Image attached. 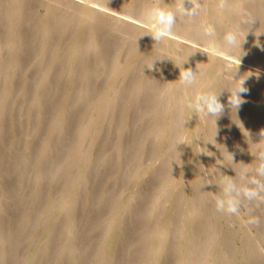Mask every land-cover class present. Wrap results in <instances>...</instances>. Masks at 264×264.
I'll return each mask as SVG.
<instances>
[{"label":"bare ground","instance_id":"1","mask_svg":"<svg viewBox=\"0 0 264 264\" xmlns=\"http://www.w3.org/2000/svg\"><path fill=\"white\" fill-rule=\"evenodd\" d=\"M198 2L203 9L199 19L214 26V36L201 35L198 18L177 13L173 31L157 43L145 32L152 27L147 14L157 5L174 9L176 0H146L147 22L134 15L138 0H0V166L20 159L11 171L0 170V225L10 224L5 242L0 244V264H10L8 259L17 248L27 251L15 264H141V259L147 264H264V254L229 248L226 237L230 231L235 234L236 219L227 220V228L222 230L223 217L228 214L218 212L210 202L211 194L206 193L214 180L216 195L224 197L223 181L230 180L234 185L231 195L249 209L255 204L243 197L242 189L255 187L250 183L253 178L264 183L257 169L264 140L247 137V132L253 135L264 129V56L252 52L256 35L247 33L252 46L241 58L256 61L241 59L238 68L237 75H250L245 78L247 92L242 94L245 102L236 110L245 125L235 131L231 122L235 111L229 106L227 89L238 83L231 74L240 50L229 53L221 47L226 46L224 33L240 23V11L264 15V0H229L224 9L218 7L220 0ZM184 7L191 9V0H184ZM37 9H43V14ZM251 30L258 31L256 27ZM63 39L82 47L68 50L65 59L59 60ZM36 42L40 44L33 53ZM258 44L264 46V36ZM188 55L184 67L197 71L202 88L221 89L224 111L216 120L215 140L213 118L201 120L186 107L193 91L180 85L174 63ZM136 63L140 64L136 69L140 84H123L121 77ZM36 66L37 73L27 75ZM164 78L169 87L176 88L173 94L177 98L171 105V91L166 87L160 94L156 89ZM20 95L28 99H20L14 107ZM182 110L184 116L191 115L185 125ZM158 115L163 117L162 123ZM46 118L49 124L44 125ZM152 129V136L143 142L140 136ZM69 138L76 139L72 147ZM34 141L39 145L35 148L39 160L46 166L38 176L21 168L30 163ZM145 149L160 152L151 165H142ZM92 150L98 153L96 159L89 155ZM131 164L136 169H130ZM118 166L120 170L123 166V179L133 187L122 203L113 193L100 191L102 186L108 187V177ZM71 169L74 173L68 175ZM163 170L174 174L173 198L183 203L188 199L186 219L173 234L168 227L161 234L137 230L140 240L135 244L133 234L126 235L122 225H116L124 217L130 224L136 218L133 211L150 202L141 210L144 218L156 214L153 220L159 223L168 215L162 208L170 213L161 207L165 182L159 184L162 193L158 199L140 189L146 174ZM182 180L192 186L185 193L179 189ZM38 200L44 204L32 219L29 213L36 210ZM108 204H117V210L103 227L98 250L88 262L81 232L90 229L85 222L91 212ZM171 205L175 206L167 216L170 219L178 204ZM254 215L260 218L257 227L262 229L259 238L264 241V205ZM77 218L80 224L73 233ZM54 222H64V230L51 234ZM93 228L91 225V231ZM18 229L25 243H16Z\"/></svg>","mask_w":264,"mask_h":264},{"label":"rangeland","instance_id":"2","mask_svg":"<svg viewBox=\"0 0 264 264\" xmlns=\"http://www.w3.org/2000/svg\"><path fill=\"white\" fill-rule=\"evenodd\" d=\"M90 1H96V0H90ZM139 4H138V10L134 11V15L136 18L147 22L144 16V11H145V6H146V0H138ZM120 11H123L122 8L119 9ZM37 12L43 14V9H37ZM75 16V15H74ZM254 16L256 17L257 23L254 27H256V29L258 31H262L264 30V15L259 16L257 12H255ZM75 21V18H73V22ZM224 23V22H223ZM252 35V34H249ZM263 36H264V32H261L258 36L256 35V44L255 47L252 49V52L256 54H258L259 56H264V46H261L258 43H261L263 41ZM61 46H60V51H59V60H63L65 59V55L68 53V50H71L72 48H80L81 46H76L78 43L74 44L75 41H69L68 39H63V41H61ZM19 44V43H18ZM38 44H40V42H36V44L34 45L33 48V53L35 51L38 50ZM252 46V39L250 37H246V41L243 43L242 47L244 49V51L248 50L249 48H251ZM24 56V55H23ZM24 57H20V60L23 59ZM245 58V57H244ZM241 58V59H244ZM247 60V58H245ZM256 61L253 59H248L247 61ZM250 61V62H252ZM108 63H111V60H108ZM254 63V62H253ZM139 63H136L135 66H133L129 71L128 74L125 75L124 77H121L124 79V82H122L123 84H131V85H139V73L137 72V67L139 66ZM38 71L37 66L35 68H32L27 75H33L36 74ZM53 72H50V75H52ZM25 82H28L27 77L25 78ZM170 90L172 95H171V101L169 103V105H171V103H174L176 100V95L173 94L175 93V86L169 87L166 78H164L160 83L157 84V91L162 94L165 90ZM74 93H77V91L75 90ZM27 100L28 96L26 95H20L18 97V99L13 102V106L15 107L19 100ZM14 109V108H13ZM242 112H244V110H241ZM234 113L231 114V122H234V130L238 131L242 128L243 125H245L244 121H243V116L241 114L237 115V111L235 112V116L233 115ZM26 115H24L25 118ZM236 117V118H235ZM162 118L161 115H158V122L162 123ZM44 125L49 124V120L44 119ZM73 126V125H72ZM74 127V126H73ZM73 127H71V129H73ZM153 133V129L151 131H148L146 134L140 136V139L143 142H146L148 140V138H150ZM260 132H257V134H253L250 135L251 137L248 138L249 140H260L263 139L264 137H261ZM21 138V137H20ZM126 141V140H125ZM124 142V141H123ZM76 144V139L74 138H69L68 140V146L72 147L73 145ZM34 146V148L32 149V154H30V163L28 166H21V168H27L30 172V176L31 173L34 175H40L43 172H45L46 170V166L43 164V160H39V151L38 149L35 150L36 147H38L39 145L36 143V141L33 142L32 147ZM20 149L23 148L22 144L19 147ZM18 152H22L21 150H19ZM13 154V153H12ZM19 154V153H18ZM89 155L91 156V158H97L98 153L96 152V150L93 152V150L91 151V153L89 152ZM160 155V152L157 149H153L152 151H147L145 149L144 151V155H143V161H142V165H151L152 162L154 160H156L158 158V156ZM15 160L20 161V159H15L14 160H10L7 164L5 165H1L0 166V170L1 171H11L12 168L14 167V162ZM137 165L136 164H131L129 166L130 169H136ZM122 170H123V166H122ZM122 170H120V167L118 166L117 169L114 170V172H112V175L110 174L108 177V187L106 188L105 186H102L100 188V191L103 193H113L114 195H116L117 200L120 203L125 202V200L127 199L128 195L130 194L131 191H133V187L131 185H128L129 181H126L125 179H123L124 174L122 172ZM132 172V171H130ZM236 172H233L232 177H234L235 180V175ZM74 170H68V175L72 174L73 175ZM171 173V172H169ZM167 173V171H162L160 174L157 175H149L146 174V179L142 180L144 182L142 183L141 186V191L144 195H149L151 198L154 199H158L161 195V190L159 188V184L160 182H165V188H166V193L164 194L165 197H162L161 199V207H165V209H167L170 213L171 210H173V206L172 207V202L178 204L175 207V211L174 214L172 216V218L170 219V217H167L170 213H168L167 211L165 212V210L162 208L161 212L162 213H167L168 215L163 217L162 219L160 218V222L159 223H155V219L153 220V218L155 217V215L153 217L149 218H144L142 215L141 210H143V208H147L148 206H150L151 202L146 204L145 206L141 205L139 206V208L136 211H133L134 215H135V219L132 220V222L130 224H128V221L126 219V217H124L119 224L116 225V227H118L119 225H122V229L125 230L124 233H126V235H129L130 233L133 234V238L132 240L134 241L135 244H137L140 240V235L139 232L137 230L140 231H147V232H151V233H156V234H161L164 233V231L166 230V227H168V229H171V233H175L174 229L178 228V225H180V223H182L184 221V219H186L187 213L189 211V208L187 205V200H185V202H181V201H177L176 197L173 198V196H176V194H173L172 190H176L175 188H173V175L174 174H169ZM251 175H249L248 177L250 178ZM66 177V176H65ZM122 178L120 180H117V178ZM264 177V175H263ZM70 179H72V176H69ZM66 178V179H69ZM138 180H141V174L138 175ZM215 179V178H214ZM125 180V181H124ZM65 180H63L64 182ZM69 181V180H68ZM115 181H118L117 183H115ZM131 182V181H130ZM116 184V188L113 187V185ZM140 185V184H139ZM179 185H177L176 188H178ZM192 186L189 184L188 181L182 180V183L180 184V190H182L184 193L185 191H187L188 189H190ZM207 194H211V203L215 204V199L217 197H219L218 195H216V186H215V182L214 180H211V185L209 190L207 189ZM59 194V193H58ZM142 194V195H143ZM66 193L64 192L63 196H65ZM179 196V195H178ZM95 196L93 195L92 198H94ZM181 197V196H179ZM189 197V195H188ZM54 199H57V196H53ZM173 198V199H172ZM39 203L35 206L36 210H34L33 212L29 213L30 218L33 219V217L36 215V213H38V210L41 208V206H43L44 203H42L41 200H38ZM119 204V203H118ZM187 207V208H186ZM117 210V204H108L102 208H100L97 211L91 212L87 222H85L87 225H90V229L82 231L81 232V228H80V232L83 238V246L86 249V257L84 258V260H87L88 262L92 259V255L93 252L97 251L100 244V237H101V231L103 229V227L105 226V224L107 223L108 219L112 216V214L115 213V211ZM248 207L247 205L241 203V209H240V214L239 216H235V215H228L223 217V228L222 230H225V228H227V224L226 221L227 220H232L231 218H235V222L233 223V227L232 229L235 231V234L233 231H230V234L226 237V240L228 241V243L230 244L229 248L231 249H240L242 251L245 252H254L253 254H264V241H261L259 236L261 234L262 229H259L257 226L255 225H244V218H246L248 216ZM53 213H57V210H55ZM247 215V216H244ZM53 216V215H52ZM249 219V218H248ZM6 222V221H5ZM3 222V223H5ZM3 223L0 225V244L2 242H5V237H6V232L8 231V227L10 228V224L9 222L4 224ZM13 223V222H12ZM54 227H52L53 229L51 230V234H56L58 233V230H64L65 227V223H56L54 222ZM80 224V220L79 218L76 219V223H75V227H74V232L76 233L78 230V226ZM14 226V224H12ZM91 225H94L93 231H91ZM77 228V229H76ZM19 229L16 230V238L15 241L17 244L19 243H25L24 238L22 236H20V233H18ZM137 231V232H135ZM170 231V230H169ZM166 233V232H165ZM39 235L35 236V239H38ZM24 242H23V241ZM232 240L235 242V244H232ZM56 242V241H55ZM72 245V244H71ZM68 248H70V244L68 245ZM27 251V249L22 250V249H15L14 252L11 253V258L8 259V262L10 261V264H15L16 260L19 259L20 257H22V255L25 254V252ZM145 252V251H144ZM143 252V253H144ZM169 252V251H168ZM141 264H147L145 262L144 259H141ZM200 260H203L202 256H200ZM12 261V262H11ZM87 263V262H86ZM65 264H70V262H66Z\"/></svg>","mask_w":264,"mask_h":264},{"label":"clouds","instance_id":"3","mask_svg":"<svg viewBox=\"0 0 264 264\" xmlns=\"http://www.w3.org/2000/svg\"><path fill=\"white\" fill-rule=\"evenodd\" d=\"M191 2V9H186L184 7V0H176V7L174 9L170 7H161L159 5L155 6L147 14V18L152 27L150 30L145 32H147L155 42H160L162 38L173 31L176 15L177 13H180L190 18H198L199 31L201 35L205 38H212L215 33L214 26L199 19L202 16L203 9L198 0H191ZM228 5L229 0H220L218 7L220 9H224ZM239 15L241 18L240 23L233 26L224 33L223 39L226 42V46L221 45L222 50L229 53H232L235 49L240 50L236 56L238 63L236 65L235 71L231 74L233 81L238 80V83L234 84L230 90L227 89L230 93L228 97L229 106L231 110H234L235 112L245 102L242 94L247 92V88L244 86L245 78L246 76L250 75V73L237 75L241 62V56L245 54L242 45L246 41L247 33L252 32L254 35L258 36L261 32H264V30H262L254 33L251 30L257 23L256 17L251 11L242 9ZM189 55L185 58L179 59L177 63H174L179 69L178 80L180 85H182L185 89H191L193 91L191 100L186 105V107L191 109V115L195 113L201 120H204L207 117L213 118L212 123L215 125V130L214 134L212 135V140H215L214 137L217 133L216 120L224 111V105L219 99L221 89L204 90L202 88L197 71H193L191 68L184 67V64L187 63ZM150 67H152V61ZM191 115L184 116L183 110L181 111L180 116L182 117L183 125H185L186 120H188ZM259 135L264 137V129L260 131ZM247 137H251L250 133L248 132ZM262 147H264V145H262ZM209 155L211 154L209 153ZM229 158L234 159V155L229 154ZM260 160L261 162L257 165V169L261 175H264V153L261 154ZM223 183L225 184V196L217 197L215 199V208L218 212L226 213L230 216H239L241 201L237 196L231 195V192L234 190V185L230 180L227 179H225ZM250 183L255 187H245L242 189L243 197L250 202H254L255 204V207L248 209L249 219L246 221V224L259 226L260 218L259 216L254 215V212L259 209L261 205H264V194H262L264 193V183H261V181L255 178H253Z\"/></svg>","mask_w":264,"mask_h":264}]
</instances>
